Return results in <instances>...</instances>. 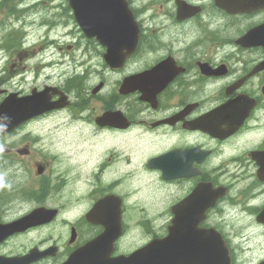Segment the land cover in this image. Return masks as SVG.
<instances>
[{
    "label": "flooded vegetation",
    "instance_id": "obj_1",
    "mask_svg": "<svg viewBox=\"0 0 264 264\" xmlns=\"http://www.w3.org/2000/svg\"><path fill=\"white\" fill-rule=\"evenodd\" d=\"M128 2L138 37L122 69L110 71V61L103 57L104 52L101 58H91L104 67L106 75L117 76L116 92L112 94L117 100L111 99L109 105L101 106L96 112L94 109L89 113L82 107L79 114L78 101L84 102L91 95L100 93L105 81H98L101 89L96 93L94 88L97 85L90 79L88 83L85 81L89 90L78 96L74 81L77 77L76 62L73 63V73L64 74L58 71L59 65L55 63L48 64L46 68L39 61L25 62V80H29L25 95L47 88L48 102L62 99L61 102L65 103L62 107L25 118V129L28 131L32 127L33 130H40L46 122L52 121L58 131L70 138L78 135L75 129L79 128L82 132L90 128V136L107 135V139H101L105 143L117 141L114 155H122L123 158L120 161H115L114 157L105 160L108 156L103 154V160L92 167L93 174L97 175L107 171L118 177L124 176L127 164L136 162L144 147L154 150L159 146V154L178 151L181 155L176 161L172 157V163L185 169V174L179 178L163 181L161 172L152 171L154 169H149L147 164L139 163L130 170L132 175L138 173L153 178L159 188L166 191L167 225L173 219L174 208L188 199L200 184L210 182L215 187H227V194L219 204L229 199L232 200L229 206L236 204L238 213L235 218L246 224L243 237L249 240L259 234L264 235V225L258 224L256 219L264 208V0H247L245 10L240 12H237V0L230 5L227 0ZM225 7H230V10ZM244 20L248 23H243ZM255 28L257 30L246 47L238 44L239 37ZM75 29H78L77 25ZM235 30L241 32L233 35ZM86 42L94 49V46L98 47L94 38ZM260 42L263 44H256ZM102 48L104 51L107 49ZM142 72H148L146 79L149 83L145 85V95L149 99L146 101L142 100V92L138 89L128 87L120 91L121 81L125 77ZM81 96L84 98L79 99ZM226 102H231V113H219L206 121L208 112ZM109 110L121 111V117L126 118L129 126L122 129L100 125L97 119L111 112ZM243 112L247 113L244 119L241 118ZM110 121L122 123L116 117L110 118ZM207 124H213V134L203 130ZM47 137L49 143L45 144L39 132L32 133L25 143L24 188L25 193L34 199L45 196L47 186L60 188L65 185L67 176L70 177V186L75 190L77 188V177H74L78 169L77 145L67 141L66 137L52 138L51 132ZM46 146H49V156L44 153ZM55 157H59L63 163L67 162V165L58 170L54 165ZM220 170H227L228 183L222 180V176L218 178ZM51 177L54 180L49 183ZM110 180L96 187L99 194L86 211L106 195L115 194L122 199L119 205L121 236L111 246L107 244L103 247L102 259L106 262L129 255L143 242L137 229L139 221L133 226L128 224L129 209L133 204L127 200L126 193L117 190L115 179ZM223 182L225 184H221ZM3 195L0 190V223L3 224L35 208H54L59 211V216L60 210L65 208L62 203L25 202V212L10 218ZM218 205L207 211L204 226L213 225L229 237L231 233L224 226L225 217L219 215L217 209L224 213L233 209L227 208L226 203ZM105 206L109 208L110 204ZM102 214L101 211H94L90 220L86 219L85 213L75 221L67 217L62 219L64 229L73 230V236L67 233L66 237L60 234L57 239L31 237L30 233H37L45 227L37 226L2 240L0 238V257H15L36 251L38 257L28 264H62L79 247L104 231L103 225L97 222L98 215ZM232 248L233 264H257L259 259L264 258V255L258 258L251 256L245 262L237 248ZM92 254L90 251L89 264H102L100 260L95 261Z\"/></svg>",
    "mask_w": 264,
    "mask_h": 264
},
{
    "label": "rangeland",
    "instance_id": "obj_2",
    "mask_svg": "<svg viewBox=\"0 0 264 264\" xmlns=\"http://www.w3.org/2000/svg\"><path fill=\"white\" fill-rule=\"evenodd\" d=\"M11 3L19 2V0H9ZM22 1V0H20ZM65 4L64 0H25V13L28 14V21L35 20L34 24L29 28H26L30 32V35L33 39H37L36 42H39L41 45L45 43L43 39H40L43 35L49 37V39H54L58 43L56 48L50 47L47 52L40 54V57L44 56V62H50L51 60L61 63L58 67L59 70L64 74L65 72L73 71V63H77L76 73L77 77V92L88 89L85 85V81L88 83L87 79L82 77L91 76L90 79L96 81L97 79L106 81V90L114 89L116 86V77L115 76H105L101 65L98 64V61H91V58H100V54L97 51V54L91 56V51L86 43L75 47L77 44L74 39V31L71 30L74 27L73 22L64 10L63 5ZM57 6L59 9H57ZM23 6H16V12L20 14L23 10ZM61 9V13H60ZM58 21L56 25H52L51 21ZM16 21V18H11L9 20V27L11 37L9 42L13 47L19 48V40L22 36V32L25 30L23 28V22L20 25L13 27V22ZM243 23H248L247 20H244ZM43 24V25H42ZM36 26V27H35ZM241 31H233V35H238ZM80 43V42H79ZM45 45V44H44ZM13 52V58L15 57V65L10 67V71L13 73L21 72L23 70L22 66H25V62L19 60V56ZM53 53V54H52ZM102 77H99L100 74ZM104 76V77H103ZM99 77V78H98ZM19 87L25 88V77H21L18 80ZM17 84L16 81L9 83ZM105 90V91H106ZM103 95V94H102ZM101 97V95H99ZM80 106L86 108V111L94 112L98 111L103 104L98 97L93 99H85L84 103H79ZM79 106V107H80ZM78 113H81L80 108ZM86 113V112H85ZM31 131V133H30ZM78 135L74 138L67 137L62 131H58L57 127H54L52 121L46 122L40 130H33L31 127L28 131L25 129V125L21 128L15 130L9 135L0 137V190L3 193V200L6 203V206L10 210L9 217L14 218L25 212V202L28 203H38V202H48L46 204H55L62 203L65 204L63 213L56 223L50 228H45L39 230L37 233H30L31 237H45L46 239L52 238L57 239L61 234L62 237H66V234L69 235V229H64L61 225V218L72 217V221L77 220L82 214H84L93 199L99 194L96 191V187L107 183V181H112L115 179V185L117 190L126 193L127 200L133 205L130 206L129 215H128V224L133 226V224L139 221L140 225L138 226V234L143 237L148 233L153 232L154 234H163L165 227V220L167 215L166 201L165 196L166 191L158 187H154L152 184L154 181L153 178L147 175H132L130 170L134 166H138L139 163L142 164L144 157H139V159L131 164H127L126 174L124 176L118 177L117 175L111 172H103L100 175L93 174L92 167L103 160L101 156L104 154L108 156L105 160H109L111 157H114L115 161H120L123 156H115L114 146L118 147L117 141H107L106 143L101 141L102 138L107 139V135L104 136H90L91 129L86 128L80 132L79 128L77 130ZM39 132L42 137V141L45 144L49 143V138L47 137L49 132L53 134L52 138H67V141H72L77 145L78 148V169L77 174L74 177H77V188L76 190L70 186L69 181L70 177L67 176V183L60 188L54 186H47L46 195L39 196L37 199L29 196L25 193V155L20 156L18 153L19 150L25 149V143L28 140V136L32 133ZM51 146V144L49 145ZM49 146L45 147L44 153L49 156ZM150 151V149L148 150ZM59 153V150H58ZM57 153V154H58ZM49 158V157H47ZM69 159V153H68ZM55 168L58 170L67 165L63 163L59 157L54 158ZM108 166V164H107ZM222 170V169H221ZM218 171V178L221 176H226L227 170L224 172ZM221 172V173H220ZM58 172L56 173V176ZM49 178V177H47ZM73 176L71 177V179ZM35 180V178H34ZM54 180V177L49 179V183ZM8 182L10 186L15 187L16 191L13 189L8 190ZM22 189H21V188ZM231 199L227 200L226 206L229 207ZM224 203V204H225ZM233 212V211H232ZM238 212L236 211V214ZM235 212L232 215H225V224L226 229L233 235V238L236 241L241 240L239 232H241L242 225H245L240 220L235 218ZM62 226V227H60ZM69 231V232H68ZM262 236L259 234V237L255 238L259 240V245L253 249V256L255 258L261 257L264 255V243ZM241 242L239 243L240 246ZM250 247V245H249ZM263 247V248H262ZM262 248V249H261ZM249 248L242 247L238 249L240 257L246 262V258L249 254L246 251Z\"/></svg>",
    "mask_w": 264,
    "mask_h": 264
},
{
    "label": "water",
    "instance_id": "obj_3",
    "mask_svg": "<svg viewBox=\"0 0 264 264\" xmlns=\"http://www.w3.org/2000/svg\"><path fill=\"white\" fill-rule=\"evenodd\" d=\"M70 3H71L72 8H75V9L77 8L79 10L77 17L79 18L81 25H83L86 22V18L88 17L86 13L89 12V9L92 10L95 15L98 13V17L106 16L105 14H107L108 11L110 10L109 5L112 4V0H70ZM90 3L96 4L98 8H100V11H98L97 8L95 7L91 8V6H89ZM12 107H13V110L19 113L18 115L20 117H23V118L25 117V102H16L15 104H13ZM0 114L1 116L8 114V106H4L0 108ZM186 243L187 241L182 244L181 248L179 249V254L180 256H183L186 260H188L190 257L187 256V253H186V247H185ZM167 248H169L168 243H166L165 249ZM205 258L211 261L213 260V257H210L208 255L205 256ZM163 259L164 260L172 259V254L169 250L164 251ZM201 259L202 258H200V260Z\"/></svg>",
    "mask_w": 264,
    "mask_h": 264
}]
</instances>
